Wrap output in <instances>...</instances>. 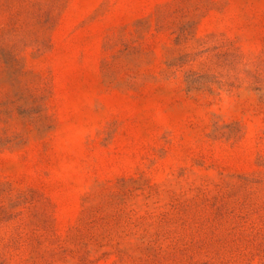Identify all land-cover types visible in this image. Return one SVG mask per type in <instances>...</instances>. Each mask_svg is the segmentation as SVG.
Instances as JSON below:
<instances>
[{
  "label": "rangeland",
  "instance_id": "obj_1",
  "mask_svg": "<svg viewBox=\"0 0 264 264\" xmlns=\"http://www.w3.org/2000/svg\"><path fill=\"white\" fill-rule=\"evenodd\" d=\"M0 264H264V0H0Z\"/></svg>",
  "mask_w": 264,
  "mask_h": 264
}]
</instances>
